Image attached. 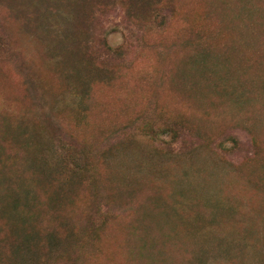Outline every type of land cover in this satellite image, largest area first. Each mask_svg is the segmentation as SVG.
<instances>
[{
  "label": "rangeland",
  "instance_id": "1",
  "mask_svg": "<svg viewBox=\"0 0 264 264\" xmlns=\"http://www.w3.org/2000/svg\"><path fill=\"white\" fill-rule=\"evenodd\" d=\"M0 264H264V0H0Z\"/></svg>",
  "mask_w": 264,
  "mask_h": 264
}]
</instances>
